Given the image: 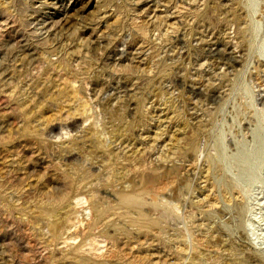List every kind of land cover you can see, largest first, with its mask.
I'll return each mask as SVG.
<instances>
[{
  "label": "rangeland",
  "instance_id": "obj_1",
  "mask_svg": "<svg viewBox=\"0 0 264 264\" xmlns=\"http://www.w3.org/2000/svg\"><path fill=\"white\" fill-rule=\"evenodd\" d=\"M52 1L0 0V264H264V0Z\"/></svg>",
  "mask_w": 264,
  "mask_h": 264
},
{
  "label": "bare ground",
  "instance_id": "obj_2",
  "mask_svg": "<svg viewBox=\"0 0 264 264\" xmlns=\"http://www.w3.org/2000/svg\"><path fill=\"white\" fill-rule=\"evenodd\" d=\"M61 0H53L51 2V4H57L58 2H60ZM73 3L70 4V7H77L78 5H81L80 6V9L82 10V12H86L88 11L91 7H94L96 6L95 5V1H94V4H92V1L93 0H71ZM188 0H181V3L182 4H185L187 3ZM43 2L42 1H39V5H41ZM146 3L148 4V8L150 7H153V6H158L160 5L161 7H164V8H167L168 5L166 3H163L162 1L160 0H146ZM190 3V2H189ZM77 5V6H76ZM154 11V10H153ZM157 11H162V9L160 10H157ZM67 9H64V10H55L54 13L50 14L49 15H43L42 18L44 20H48L47 24H51V23H55V21L58 23V24H62V23H66L68 18H67ZM104 13V11L102 12V14ZM156 13V12H154ZM154 13L151 15V16H154ZM159 13H162V12H159ZM111 14H107V18L108 16H110ZM157 16V15H156ZM57 17V18H56ZM106 18V12H105V16L103 15V21L105 20ZM56 18V19H55ZM176 18V15H170V19H175ZM101 21V20H100ZM215 41H212L209 43V47L207 49L208 51V54L209 56H212V55H216L218 53V48H217V44L214 43ZM72 227V226H71ZM64 242V241H63Z\"/></svg>",
  "mask_w": 264,
  "mask_h": 264
}]
</instances>
